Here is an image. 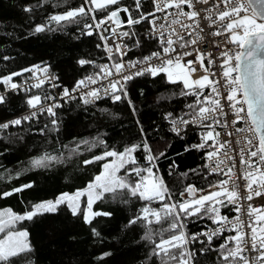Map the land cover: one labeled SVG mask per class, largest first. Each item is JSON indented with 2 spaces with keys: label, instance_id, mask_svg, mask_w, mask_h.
<instances>
[{
  "label": "snow or ice",
  "instance_id": "1",
  "mask_svg": "<svg viewBox=\"0 0 264 264\" xmlns=\"http://www.w3.org/2000/svg\"><path fill=\"white\" fill-rule=\"evenodd\" d=\"M150 3L151 8L145 10L144 0H132L131 5H123L122 0H83L79 6L52 14L48 22L36 25L34 32L39 33L52 31L51 23L62 25L84 19L83 28L87 31L82 34L98 35L101 43L96 46L103 48L111 61V64H95L94 61L80 59L78 63L81 66L95 65L99 71L78 80L71 89L63 88L60 99H75L73 94L79 92L85 105L94 103L102 98L101 89H84L108 80V85L102 90L103 95L111 96L113 102H117L128 96L127 81L146 74L151 77L163 74L166 82L182 85V96L194 98L186 105L191 111L184 116L189 119L173 117L171 112L166 114L172 130L179 135L183 128L178 125L198 124L204 128L201 142L191 145V148L211 149L206 152L208 175L222 178L209 184L212 191L205 192L188 185L179 193L180 199L173 200V193L163 177L158 170L153 171L155 162L164 152L153 155L146 138L141 143L125 146L122 151L109 149L106 141L96 138L99 144L105 145V150L83 163H105L100 173L83 188L72 194L62 193L55 200L33 204L31 210L23 214L11 209L0 211V233L4 234L0 238V264H12L13 258L32 251L29 233L13 227L18 222L31 221L44 213H55L62 204L73 216L79 215L81 198L84 197L83 219L91 225L95 217L111 215L106 211H93L97 201H103L106 194L115 198L125 192L146 202L128 223L131 226L139 222L144 226L143 239L153 245L151 255L158 257L160 264H197L198 254L213 250L218 253V264H264V202L255 206L251 203L255 198L264 200V0H150ZM25 11L31 12L32 8ZM100 12L104 15L98 18ZM142 23L148 25L145 38L153 40L158 47L146 55L125 61L124 57L132 47H141L134 28ZM125 25L132 30L118 31ZM208 37H223L222 41L208 40L211 47L221 49L218 56L207 50V45L203 49L200 47ZM126 40L133 41L132 45ZM114 56L119 59L114 60ZM34 70L44 73V76L35 77L37 83L32 85L33 88H40L46 78L55 79L48 76L47 67L41 69L37 65L0 77V84L12 90L20 89L22 85L14 82L13 78L25 72L34 73ZM198 71L203 74L195 76ZM57 86L52 84V87ZM5 99L0 94V104L5 103ZM56 100L57 97L49 95L29 96L26 103L34 111L0 123V130L38 119V113L46 112L55 118V109L61 105L50 103L45 107L44 101ZM128 103L131 105V100ZM51 124L53 131H59L56 119H52ZM238 124L243 126L236 127ZM217 128H231L232 131L223 134L235 139L221 140L222 133ZM81 144L89 145L90 149L97 146L95 142L83 139L69 151L78 152ZM140 150L146 153L147 167L139 164L136 153ZM58 159L46 152L30 163L33 168L47 167L48 162ZM237 160L242 170L237 168ZM121 170H124L123 176L119 175ZM133 175L138 179L131 180ZM32 186L31 183L24 184L0 195L11 196ZM198 192L202 194L197 195ZM156 201L161 202L159 209L151 207V203ZM228 205L235 213L231 218L221 213V208ZM205 217L217 227L192 233L186 230V220ZM162 222L166 227L155 230L153 225ZM92 232L99 236L95 228ZM154 232L159 237L158 241L153 238ZM220 237H223V242L214 248V239ZM194 244H199L200 248L194 249Z\"/></svg>",
  "mask_w": 264,
  "mask_h": 264
},
{
  "label": "trees",
  "instance_id": "2",
  "mask_svg": "<svg viewBox=\"0 0 264 264\" xmlns=\"http://www.w3.org/2000/svg\"><path fill=\"white\" fill-rule=\"evenodd\" d=\"M82 2L0 0V77L36 64L52 65L60 85L70 87L97 72L99 69L95 65L81 66L78 63L80 59L94 61L95 64L107 60L103 48L96 46L101 43L99 36L95 33L92 36L82 34L87 31L83 28L84 19L62 25L51 23L52 31L34 32L36 25L48 22L50 15L77 7ZM144 3L145 10L151 8V4ZM122 4L131 5L132 0H122ZM29 7L32 11H25ZM103 15L102 12L98 13V18ZM87 22L92 23L91 20ZM124 28L132 30L127 26ZM147 29L146 23L135 26L141 47H132L129 57L138 58L157 49L158 45L153 40L145 38ZM132 43L130 41L129 45ZM126 91L127 98L117 102L111 98L89 105L78 99L66 101L57 109L55 118L42 116L37 122L0 130V193L24 184L33 185L11 196L0 195V211L11 209L23 214L31 210L33 204L55 200L62 193L72 194L83 188L100 173L105 163H83L85 159H91L105 150V145L99 144L96 138L106 141L107 148L117 151L141 143L146 138L153 155L164 152L155 162L153 171L158 170L163 177L173 193V200H179V193L189 184L206 188L214 183L217 176L208 175L204 169L206 152L211 149L191 148V145L201 142L200 136L205 129L201 126L187 128L177 135L166 118L169 112L177 117L191 111L186 105L194 98L180 94L182 85L166 82L163 74L157 77L146 74L127 81ZM30 95L12 94L8 102L0 106V119L12 117L28 108L26 101ZM52 119L58 121L59 131L52 130ZM83 139L95 142L97 146L90 149L89 145L81 144L78 152L71 153L69 149ZM46 152L59 159L48 162L47 167L33 168L31 160ZM145 155L142 150L136 153L143 167H147ZM17 173H20L19 176ZM130 179L134 181L138 178L133 175ZM145 203L126 192L115 198L106 194L103 201L93 205V211H106L111 215L95 217L91 225L84 222L83 208L81 214L73 216L63 204L55 213H44L31 221L18 222L13 227L29 233L32 251L13 258L12 264H160V259L151 255L153 245L143 239L144 226L139 222L131 226L128 223ZM151 207L159 209L161 202H152ZM185 224L186 230L192 233L200 232L212 223L205 217L190 218ZM153 227L158 231L166 227V223ZM92 228L99 236L93 234ZM153 238L159 240L155 232ZM221 242L222 239L214 240L213 247ZM192 247L198 250L200 245L194 244ZM104 253L110 255L104 256ZM196 261L197 264H218V253L213 250L198 254Z\"/></svg>",
  "mask_w": 264,
  "mask_h": 264
},
{
  "label": "built area",
  "instance_id": "3",
  "mask_svg": "<svg viewBox=\"0 0 264 264\" xmlns=\"http://www.w3.org/2000/svg\"><path fill=\"white\" fill-rule=\"evenodd\" d=\"M146 1L147 3L151 4L150 3V0H144ZM111 24V22H109ZM126 26V25H125ZM125 26L121 27L118 29V31H125L127 30L126 28H124ZM207 31V29H206ZM106 35L108 33H105ZM100 38V37H99ZM208 40H216V41H222L223 40V37H208L204 42L201 43L200 47L203 49L205 47V45H207V50L209 51H212L213 52V55L214 56H218V53L221 51L220 48H213L211 47L210 44H208ZM131 40H126V42L129 44ZM109 43L111 44L112 41L110 40ZM131 52V50L128 52V54ZM106 61L103 62L102 64H111V61L108 59L107 55H106ZM113 59H119L118 56H114ZM130 59H136L134 57H129V55L125 56L124 57V60L127 61V60H130ZM188 59H191V57H189ZM39 66V68H45L47 67L48 69V76H51L55 79L53 80H48L47 78L45 79V83L40 87V88H33L32 85H34L35 83H37V80L35 77H42L44 76V73L38 71V70H34V73L33 72H25L23 73V75L21 76H16L13 78L14 82L18 83V84H21L22 87L20 89H17V90H12L10 88H8L6 85H3V84H0V94L4 95L5 96V103L8 102L9 100V97L12 96V94H24V93H30L32 95H36V94H39L41 95L42 97L45 96V95H49V96H53V97H57V100L56 101H44V106L47 107L50 103H59L62 107V105L64 104V102L66 101H76V99L78 100H81V93L77 92V93H74L73 95L76 97L75 99H72V100H68L67 98H64V99H60V95L62 93V89L65 88L64 86L62 87L59 83V77H58V74H56L53 70H52V65H48V66H45V65H40V64H36L34 66ZM33 66H30L28 68H32ZM99 71V70H98ZM97 71V72H98ZM132 71H135L134 69ZM213 71H215V66H213ZM93 74V73H91ZM203 73L202 72H197L195 74V76H199V75H202ZM90 75V74H89ZM195 78V77H194ZM55 83L56 85H58L57 87H52V84ZM76 84V83H75ZM74 84V85H75ZM73 85V86H74ZM108 85V80H101L99 81L97 84L95 85H90L88 89H84V91H88L89 89L91 88H100L101 89V96L102 98L99 99V100H96L94 103L96 102H100L102 101L103 99H107V98H111V96H105L103 95V88L106 87ZM73 86H70V87H67L69 89H71ZM25 89H30V91H25ZM31 96V95H30ZM112 100V99H111ZM3 103V104H5ZM94 103H90V104H94ZM3 104H0L3 105ZM89 105V104H88ZM60 108V107H58ZM55 109V111L57 112V109ZM227 110V109H226ZM30 111H34V109H30L29 107L28 108H25V110H22V111H18L17 113L13 114L12 117H6L4 119H0V123H3V122H6V121H10L12 119H15V118H18V117H21V116H24L26 114H28ZM57 115V113H56ZM42 116H47V118L51 119L53 117L49 116L46 112H43V113H38V119H34L32 121L34 122H37L38 120L41 119ZM180 116H183V115H180ZM176 117V116H174ZM185 119H189L190 117L188 116H184ZM26 123V122H24ZM180 127L183 128V131H185L187 128H194V127H197L199 126L198 124H190V125H187V126H183V125H178ZM243 126L242 124H238L236 125V127H241ZM15 126H10L9 129L13 128ZM171 128H172V125H171ZM172 130V129H171ZM173 131V130H172ZM217 131H220L222 133L221 135V140H224V139H235V138H230V137H227L226 135H224L223 133L226 132V131H232L231 128L229 129H222V128H217ZM174 132V131H173ZM180 132V134H181ZM235 147H239L238 145H234ZM211 151V150H210ZM208 163L207 161V157H206V162H205V165ZM237 168L242 170V166L239 165V162L237 160ZM205 171H207L208 173V168L207 167H204ZM215 175V174H214ZM217 176V179L215 182H217L219 179H221L222 177L219 176V175H215ZM214 182V183H215ZM191 185V184H189ZM195 186V185H194ZM197 189H204L205 192H208V191H212L211 188L206 187V188H201V187H198L197 185L195 186ZM202 193H197V195H200ZM187 196V194H186ZM188 198H191V197H188ZM262 202H264V200H262L261 198H255L251 203L255 206V205H259L261 204ZM221 210H223V214L225 215H228L230 218L233 217L235 215V213L232 211V206L231 205H228L227 207H223L221 208ZM217 227L216 225H213L211 224V226H209L208 228H204L202 231L204 230H207V229H210V228H215ZM201 232V231H200ZM231 233H225V235H229ZM203 238V237H201ZM216 239H222L223 240V237H220V238H216ZM214 239V240H216Z\"/></svg>",
  "mask_w": 264,
  "mask_h": 264
},
{
  "label": "rangeland",
  "instance_id": "4",
  "mask_svg": "<svg viewBox=\"0 0 264 264\" xmlns=\"http://www.w3.org/2000/svg\"><path fill=\"white\" fill-rule=\"evenodd\" d=\"M109 159H111V158H109ZM119 175H121V176H123L124 175V170H121V172L119 173ZM85 199L86 198H84V197H82L81 198V209L84 211L85 209H84V203H85ZM3 236H4V234H2V233H0V238H3Z\"/></svg>",
  "mask_w": 264,
  "mask_h": 264
},
{
  "label": "water",
  "instance_id": "5",
  "mask_svg": "<svg viewBox=\"0 0 264 264\" xmlns=\"http://www.w3.org/2000/svg\"><path fill=\"white\" fill-rule=\"evenodd\" d=\"M121 15H122V17L124 16V14H123V13H122Z\"/></svg>",
  "mask_w": 264,
  "mask_h": 264
}]
</instances>
